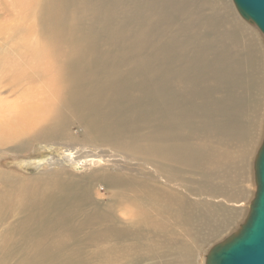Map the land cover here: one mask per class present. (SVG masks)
<instances>
[{
  "label": "bare ground",
  "instance_id": "6f19581e",
  "mask_svg": "<svg viewBox=\"0 0 264 264\" xmlns=\"http://www.w3.org/2000/svg\"><path fill=\"white\" fill-rule=\"evenodd\" d=\"M10 5L0 148L21 165L0 166V264H138L171 250L195 264L245 212L264 116L257 31L218 0ZM32 22L36 44L23 37Z\"/></svg>",
  "mask_w": 264,
  "mask_h": 264
},
{
  "label": "water",
  "instance_id": "95a60500",
  "mask_svg": "<svg viewBox=\"0 0 264 264\" xmlns=\"http://www.w3.org/2000/svg\"><path fill=\"white\" fill-rule=\"evenodd\" d=\"M239 16L264 36V0H232ZM256 191L238 231L208 250L205 264H264V138L254 162Z\"/></svg>",
  "mask_w": 264,
  "mask_h": 264
},
{
  "label": "rangeland",
  "instance_id": "374dc122",
  "mask_svg": "<svg viewBox=\"0 0 264 264\" xmlns=\"http://www.w3.org/2000/svg\"><path fill=\"white\" fill-rule=\"evenodd\" d=\"M11 1L12 0H10V1L9 0H0V5H1V3H7L8 6L11 7V5H10ZM218 1L219 2L230 3L232 8H233V10H234V12L238 16V18L241 21H243L244 23H246L248 26H250V28H252L253 30L258 32V33L256 32V34L258 35V37L260 39L261 47L264 49V36L259 32V30L254 25L244 21L239 16V14L237 13V11H236V9L234 7V4H233L232 0H218ZM3 18H6V17H4L3 15L0 17V24L1 23L4 24V22H6V20H3ZM13 18H15V16H13V17L11 16L10 17V19H13ZM9 24L11 25L12 23L9 22ZM33 25L36 27L34 22L24 25L23 37L26 38V39H29L31 44H36V41L34 40L32 34H31L32 31H33V28H32ZM37 41L45 43L46 39H45L44 36H37ZM4 95H7V94H4ZM4 95H2V96H4ZM262 122L264 123V116H263V121ZM263 123H262V128H261V130H259V134H258V141H259V145H257L258 148L260 147V145L262 143V140L264 138V124ZM11 147H13V146H6V147H3V148H0V166L5 168V169H10V170L16 171L18 167L20 168L19 165H21V162L15 161V160H13V161L11 160V156L9 154V151H10ZM258 148H256V150L254 152L255 155H256V152H257ZM38 153L42 154V156L35 157L30 162H34L35 164H38V163H40V162H42L44 160H47L50 157V155H51V152L49 150L47 152L46 151H43V152L42 151H38ZM32 155H35V154L32 153ZM255 155L252 156V157L255 158ZM254 158H251L252 161H250V166L251 167H250V171H249V174H248V180L245 183V188H247V192L249 194L248 195L249 199L247 198L244 214L241 217H239L238 219L234 220L231 225H230V223L232 221H230L228 223L227 227L225 228L226 230L224 229V231L217 238L211 240L209 245H207L204 248V251L201 254H199V252L196 253L198 258H197V262L195 264H205V259H206L208 250L210 248H212L214 245L223 242L226 238H228L232 234L236 233L238 231V229L240 228V226L244 223L245 219L247 218V215H248L247 212H249L248 211L249 205H250L252 199L254 198L255 191H256V186H255V183H254V170H253V163H252V162H254ZM23 159H25V157H23ZM25 162L26 163H30V162H28V160H26ZM25 162H23V164ZM25 165H27V164H25ZM36 166L37 165H32V166H28L27 165V167H23L24 171H25L23 173H25V175H35V174L39 173L40 171L38 169H40V167L39 166L36 167ZM80 170H82V169H80ZM80 170H77L76 172H78ZM110 170H112V168ZM99 187L103 188V186H99ZM106 190L107 189L105 188V190H104V193H105L104 196L105 197L104 198H106L109 195V193H107ZM57 191L59 192V194L61 193L60 190L57 189ZM48 192H49V194H52V195L54 193L53 191H48ZM38 194H39V192H38ZM39 203H40V201H39ZM232 204L233 203H230L229 205H232ZM175 254H176L175 250H171L170 252L161 253V254L160 253H154V254H151V256H149V260H145L146 262L144 261V262H141V263H138V264H173L172 261L176 260ZM156 255H158V256H156Z\"/></svg>",
  "mask_w": 264,
  "mask_h": 264
}]
</instances>
